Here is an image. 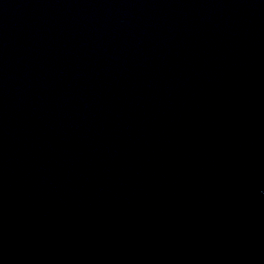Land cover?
Segmentation results:
<instances>
[{
  "label": "water",
  "instance_id": "obj_1",
  "mask_svg": "<svg viewBox=\"0 0 264 264\" xmlns=\"http://www.w3.org/2000/svg\"><path fill=\"white\" fill-rule=\"evenodd\" d=\"M0 264H264V0H0Z\"/></svg>",
  "mask_w": 264,
  "mask_h": 264
}]
</instances>
